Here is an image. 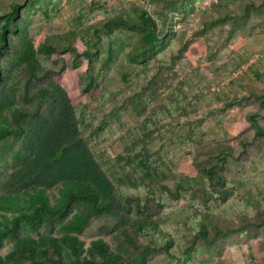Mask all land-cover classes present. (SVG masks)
<instances>
[{"label": "trees", "instance_id": "trees-1", "mask_svg": "<svg viewBox=\"0 0 264 264\" xmlns=\"http://www.w3.org/2000/svg\"><path fill=\"white\" fill-rule=\"evenodd\" d=\"M28 4L13 1L0 9V264H148L159 254L179 257V264H205L223 252L219 239L264 226V124L257 115L249 119L254 139L244 141L259 149L250 160L220 148L216 160L199 163L197 175H171L173 187L119 184L85 138L86 124L61 83L64 69L49 68L43 59L61 48L71 53L73 67L87 60L92 69L93 55L102 49L75 25L37 44L24 12ZM84 11L104 16L109 37L114 27L139 34L141 44L127 55L129 61H145L165 38V24L148 9L136 7V19L124 13L109 17L95 0ZM90 20L88 15L84 22ZM176 76L160 77L134 104L144 123L142 146L156 137L199 146L206 137L198 117L188 119L183 134L171 133L178 114L189 116L183 88L173 87ZM96 82L89 70L83 91L99 89ZM258 97L264 108V93ZM188 199L191 205L175 209L176 219L164 211L170 200ZM96 222V237L87 242L84 234ZM198 241L200 252L209 254L199 260Z\"/></svg>", "mask_w": 264, "mask_h": 264}, {"label": "rangeland", "instance_id": "rangeland-1", "mask_svg": "<svg viewBox=\"0 0 264 264\" xmlns=\"http://www.w3.org/2000/svg\"><path fill=\"white\" fill-rule=\"evenodd\" d=\"M13 1L29 2L24 12L31 19L37 44L45 35L64 34L75 25L102 49L93 55L92 69L87 60L73 67L71 53L61 48L43 59L49 68L64 69L61 83L86 124L85 138L119 184L162 182L173 187L171 175H197L199 163L216 160L220 148L248 160L259 154V149L250 143L245 146L244 141L254 139L249 121L253 114L264 124V108L258 99L264 93V0H100L109 9V17L124 13L136 19L134 9L139 7L165 24V38L157 52L143 62L127 57L141 44L137 32L114 27L109 37L104 16L92 17V12L84 11L95 0H0V9ZM48 7L55 12L47 11ZM88 15L91 20L85 23ZM95 27L102 29L99 34ZM76 46L85 49L80 38ZM89 70L100 86L87 93L82 84ZM174 73L177 82L173 87L183 88L189 116L178 114L171 133L183 134L188 119L198 117L204 120L206 137L199 146L160 137L142 146L144 123L134 104L160 77ZM129 152L134 159L124 158ZM191 203V199L170 200L164 211L176 219L180 207ZM98 225L84 234L87 242L96 237ZM175 236L179 239L181 235ZM107 239L113 243L110 236ZM199 244H195L198 260L209 256L200 252ZM217 245L223 252L205 264H258L264 261V226L232 233ZM177 254H181L179 249ZM177 259L159 254L148 264H179Z\"/></svg>", "mask_w": 264, "mask_h": 264}]
</instances>
